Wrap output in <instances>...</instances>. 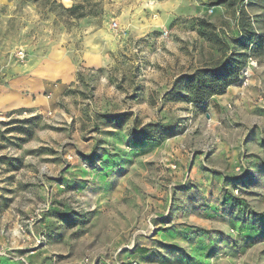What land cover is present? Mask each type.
<instances>
[{"label": "rangeland", "instance_id": "rangeland-1", "mask_svg": "<svg viewBox=\"0 0 264 264\" xmlns=\"http://www.w3.org/2000/svg\"><path fill=\"white\" fill-rule=\"evenodd\" d=\"M0 264H264V0H0Z\"/></svg>", "mask_w": 264, "mask_h": 264}, {"label": "trees", "instance_id": "trees-1", "mask_svg": "<svg viewBox=\"0 0 264 264\" xmlns=\"http://www.w3.org/2000/svg\"><path fill=\"white\" fill-rule=\"evenodd\" d=\"M79 9V6H72L67 9V11L71 14H73L75 17L82 16L81 14H77L76 11ZM209 78L208 80H205L203 83L197 82L195 84L194 89L195 91V100L199 103L203 102L207 96H210L214 93H217L221 91L225 86L231 84V83H240L241 79H230L229 81L222 82L219 80H215L219 73H217L215 70L209 72ZM234 203V201H232ZM141 251V250H139Z\"/></svg>", "mask_w": 264, "mask_h": 264}, {"label": "built area", "instance_id": "built-area-1", "mask_svg": "<svg viewBox=\"0 0 264 264\" xmlns=\"http://www.w3.org/2000/svg\"><path fill=\"white\" fill-rule=\"evenodd\" d=\"M246 75H247V70L245 69L244 72H243V77L246 76ZM241 82H242V84H244L246 82V79L243 78Z\"/></svg>", "mask_w": 264, "mask_h": 264}, {"label": "crops", "instance_id": "crops-1", "mask_svg": "<svg viewBox=\"0 0 264 264\" xmlns=\"http://www.w3.org/2000/svg\"><path fill=\"white\" fill-rule=\"evenodd\" d=\"M227 221V219H225ZM143 248H139V250H142ZM144 250V249H143Z\"/></svg>", "mask_w": 264, "mask_h": 264}]
</instances>
